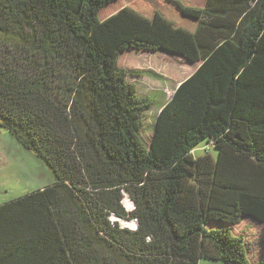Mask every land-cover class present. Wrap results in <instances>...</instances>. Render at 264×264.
Here are the masks:
<instances>
[{
	"label": "trees",
	"instance_id": "trees-1",
	"mask_svg": "<svg viewBox=\"0 0 264 264\" xmlns=\"http://www.w3.org/2000/svg\"><path fill=\"white\" fill-rule=\"evenodd\" d=\"M116 1L0 0V127L56 179L0 204V264H264V0ZM130 50L199 63L148 147Z\"/></svg>",
	"mask_w": 264,
	"mask_h": 264
},
{
	"label": "rangeland",
	"instance_id": "rangeland-1",
	"mask_svg": "<svg viewBox=\"0 0 264 264\" xmlns=\"http://www.w3.org/2000/svg\"><path fill=\"white\" fill-rule=\"evenodd\" d=\"M133 0H118L104 6L100 19H105ZM198 7L205 0H191ZM119 65L126 68L142 69L149 72L140 77L129 76L128 80L137 86L140 94L148 95L153 105L146 111L141 139L149 146L155 131L157 116L179 83L190 76L199 63L189 62L180 55L159 51L157 53L130 50L120 56ZM206 153L217 158V149L203 141L193 151L194 156ZM55 175L49 165L33 151L24 148L6 129L0 127V204L21 197L35 189L51 185ZM124 204L133 209L129 198ZM201 261V260H200ZM199 264H224L221 260L203 259Z\"/></svg>",
	"mask_w": 264,
	"mask_h": 264
},
{
	"label": "crops",
	"instance_id": "crops-1",
	"mask_svg": "<svg viewBox=\"0 0 264 264\" xmlns=\"http://www.w3.org/2000/svg\"><path fill=\"white\" fill-rule=\"evenodd\" d=\"M204 2L206 3V0H205ZM205 3H203V6H204ZM125 5H127V4H125ZM123 7H124V6H123ZM120 9H121V8H120ZM113 14H114V13H113ZM105 19H106V18H105ZM102 20H104V19H102ZM181 82H182V81H181ZM181 82H180V83H181ZM180 83H179V84H180ZM142 95H143V93H142ZM164 105H165V104H164ZM164 105H163V106H164ZM163 106H162V107H163ZM41 188H42V187H41ZM201 261H203V259H201ZM201 261H200V262H201ZM200 262H199V263H200Z\"/></svg>",
	"mask_w": 264,
	"mask_h": 264
},
{
	"label": "built area",
	"instance_id": "built-area-1",
	"mask_svg": "<svg viewBox=\"0 0 264 264\" xmlns=\"http://www.w3.org/2000/svg\"><path fill=\"white\" fill-rule=\"evenodd\" d=\"M129 225H130L131 228H133V229L135 228V227H134L135 224H130V223H129Z\"/></svg>",
	"mask_w": 264,
	"mask_h": 264
},
{
	"label": "water",
	"instance_id": "water-1",
	"mask_svg": "<svg viewBox=\"0 0 264 264\" xmlns=\"http://www.w3.org/2000/svg\"><path fill=\"white\" fill-rule=\"evenodd\" d=\"M167 52V51H166Z\"/></svg>",
	"mask_w": 264,
	"mask_h": 264
}]
</instances>
